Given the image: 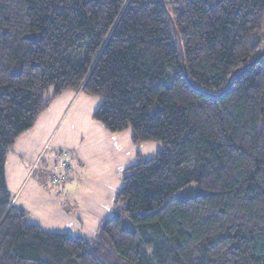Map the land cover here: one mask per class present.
I'll return each instance as SVG.
<instances>
[{
  "label": "trees",
  "instance_id": "obj_1",
  "mask_svg": "<svg viewBox=\"0 0 264 264\" xmlns=\"http://www.w3.org/2000/svg\"><path fill=\"white\" fill-rule=\"evenodd\" d=\"M263 47L264 0H0V264H264V64L230 81ZM67 91L166 145L91 239L32 222L8 187L10 147Z\"/></svg>",
  "mask_w": 264,
  "mask_h": 264
},
{
  "label": "rangeland",
  "instance_id": "obj_2",
  "mask_svg": "<svg viewBox=\"0 0 264 264\" xmlns=\"http://www.w3.org/2000/svg\"><path fill=\"white\" fill-rule=\"evenodd\" d=\"M261 61L264 64V57ZM82 92L71 116L53 127L41 160L36 167H29L33 175L28 187L17 192L29 174L25 167L17 175L9 163L7 178L12 196L32 222L49 231L91 239L100 225L116 213L115 195L124 184L128 168L154 157L166 145L162 141L135 142L132 127L109 130L94 117L102 97ZM52 93L53 89L47 96ZM43 136L38 133L18 139L9 149L10 161L25 158L26 145H35ZM65 161L71 165L69 179L64 184H54L55 176L67 172ZM30 184H37L38 190L31 193L34 189Z\"/></svg>",
  "mask_w": 264,
  "mask_h": 264
},
{
  "label": "crops",
  "instance_id": "obj_3",
  "mask_svg": "<svg viewBox=\"0 0 264 264\" xmlns=\"http://www.w3.org/2000/svg\"><path fill=\"white\" fill-rule=\"evenodd\" d=\"M82 91H67L57 97L55 101L51 104V106L46 109L38 118L36 121V124L34 127H32L30 130L26 131L23 133L18 139L20 138H27L26 136H32L36 135L38 133H43L44 136L41 138V140L35 145H26L25 151L23 152V156L25 158L23 159H18L14 157L12 161H10V155H8V164H7V172L9 168V163L13 167L14 174H19L21 171H23V167L26 168L29 172V167L34 168L36 167V162L42 157V153L44 152L45 148L47 147L46 141L48 136L51 134V131L55 125L58 124L59 121H65V118H68L69 115L71 116L72 114V108L74 107L75 103L78 101L80 98L79 94H82ZM79 95V96H78ZM27 134V135H25ZM17 139V140H18ZM16 140V141H17ZM21 146H24L21 144ZM72 155L71 153L69 156ZM15 162V163H14ZM14 164V166H13ZM33 166V167H32ZM34 170V169H33ZM12 171V172H13ZM31 175L32 171L29 172L28 176L26 174L24 183L21 185V187L17 190V192L21 193L24 191L26 187H28L30 181H31ZM8 180V178H7ZM33 184H30V186ZM9 187V185H8ZM34 190L30 191L31 193H34L36 190H38V185L35 184L32 187ZM13 203L17 204V201L13 197Z\"/></svg>",
  "mask_w": 264,
  "mask_h": 264
},
{
  "label": "water",
  "instance_id": "obj_4",
  "mask_svg": "<svg viewBox=\"0 0 264 264\" xmlns=\"http://www.w3.org/2000/svg\"><path fill=\"white\" fill-rule=\"evenodd\" d=\"M164 5H165V7H166V3H165V1H164ZM169 15H170V19H171V21H172L173 27H174V29H175V31L177 32L178 37H179V43H180V49H181V55H182L183 62L186 63V62H185L186 59H185V52H184V48H183V44H182V39H181L180 33H179L178 29H177L176 21H175V19H174V17L172 16L171 13H169ZM263 57H264V47H263L262 51L259 53V55H258L253 61H251V62H249V63H246V64L243 65L242 67H239V68L235 69L234 72L232 73L231 77H230V81H231V79H232L234 76H236V75H237L242 69H246V68H248L249 66L254 65L255 63L259 62ZM185 70H186V71H185V76H186L187 78H189V74H188V70H187V65H186V64H185ZM193 85H194V84H193ZM194 86H195V85H194ZM230 86H231V84H229V86L227 87V89H225V91H224L223 93L227 92V91L229 90ZM223 93H221V94H219V95H217V94H209V95L212 96V97L218 98V97L221 96Z\"/></svg>",
  "mask_w": 264,
  "mask_h": 264
},
{
  "label": "built area",
  "instance_id": "obj_5",
  "mask_svg": "<svg viewBox=\"0 0 264 264\" xmlns=\"http://www.w3.org/2000/svg\"><path fill=\"white\" fill-rule=\"evenodd\" d=\"M63 167L66 169V173H62L61 175H57L54 177L53 179V183L60 185V184H64L68 181L69 179V170L71 169V165L69 162L65 161L63 163Z\"/></svg>",
  "mask_w": 264,
  "mask_h": 264
}]
</instances>
